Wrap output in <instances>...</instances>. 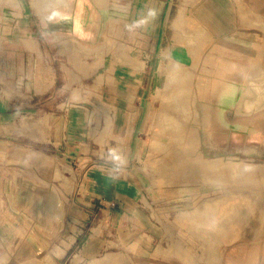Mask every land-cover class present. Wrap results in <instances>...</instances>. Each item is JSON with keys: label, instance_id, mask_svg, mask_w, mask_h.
I'll use <instances>...</instances> for the list:
<instances>
[{"label": "rangeland", "instance_id": "1", "mask_svg": "<svg viewBox=\"0 0 264 264\" xmlns=\"http://www.w3.org/2000/svg\"><path fill=\"white\" fill-rule=\"evenodd\" d=\"M96 1L0 0V79L9 84V77L13 71L19 74H24L26 70L41 72L51 61L45 46L48 40L51 42L55 40L56 47L60 48L62 50L60 52L65 55L60 60V66L65 71L59 80L62 86L58 94L64 101L61 106L73 105L81 113L84 111L86 117L84 135L75 143L77 147L72 148V151L84 154L89 149L92 150L96 157L91 164L107 161L116 164H134L153 194L166 198L173 197V240L167 239V243L173 244V262H190V264L217 262L218 257L231 243L236 242L244 245L252 242L257 248V253L252 252L253 261L257 264H264L262 262L264 256V176L262 173L264 159L249 155V152L264 154V145L258 143V140L264 141V135H258L259 138L255 136L247 138V135L253 131L263 133L262 129L257 128L262 124V128H264V106L247 107L245 109L250 111L258 110L248 114H239L244 118L260 116L261 125L260 123L252 125L250 131L248 128L230 127V132L233 128L242 130L243 138H241V144L237 149L245 155L217 156L203 153V143L212 147L208 143L209 138H205V134H208V131H214L210 126L209 119L211 117L209 115L211 116V113L208 112V107L210 109L213 104L217 105L221 101L234 103L233 100L237 102L241 98L264 101V77L258 79V91L255 92L242 85L239 75L229 74L224 79H218L220 76L218 71L210 75L209 71L203 70L200 66L186 68L173 63V45L193 46L199 52L219 53L226 49L215 42L206 29L203 30L204 32L197 31L198 28L195 27H198V24L187 26L180 21L173 20V0L172 4L166 5L164 9L163 6L162 8L161 5L158 6L154 0ZM126 9L129 11V15L125 23L122 16ZM149 14L153 15L152 20L150 23H145L144 19ZM258 29L264 35L263 19L258 20ZM58 30L63 33L56 32ZM261 40H263L262 37ZM97 44L102 46L98 49ZM128 45L131 48H128ZM256 50L259 54L264 52V43H259ZM218 60V58L215 59V61ZM57 61L54 60L55 63ZM250 65L251 60L243 59L244 67L249 68ZM54 66L58 68L57 65L54 64ZM127 67L133 71L137 78L143 71L144 75L142 76H145L144 80L147 83V91L143 96L147 99L150 113L143 114L142 124L140 123L136 128L133 141L123 140L122 136H116L118 134L116 132L111 136V139H107L103 149H100L93 142V135L100 136L101 132L106 133L110 126L115 132V126L112 127L106 122L111 116L110 107L107 105L109 91L108 89L102 90L104 89L102 85L107 83L118 91L120 82L115 79L112 73L115 70L124 72ZM73 71H76L77 74L74 75ZM182 71H186L188 75L185 78L175 76L173 85L170 84L168 76L174 72V74H180ZM174 85L180 88L172 90L174 94L165 104L162 95ZM38 93L42 94V91L34 92V94ZM7 96L10 97L9 94ZM25 98L29 97H21L23 105L17 108L18 116L26 113L24 112L26 109ZM39 98L40 96H37L33 100L34 109H38L31 111V113H36L33 116L40 121H38L39 124L35 123L37 127L28 129L27 141L20 137L12 140L18 143V147L10 140L13 148L19 149V152H25L26 142L28 145L37 146L43 144L42 138H49V135L44 134L43 126L44 124L50 126V123L42 118L49 113L44 109H39L41 104ZM52 99V97L46 98L44 103L50 102ZM203 101L208 102V106L207 104L204 106ZM221 107L224 109L222 116L232 121L233 106ZM49 115L51 117V114ZM206 116L207 123L202 122ZM208 122H210L209 125ZM203 123L206 124V127L205 124L203 126ZM18 124L28 127L24 121L19 120ZM9 130L25 129L14 128L9 124L0 128L1 132ZM246 140L252 141L250 143L254 142L250 146H255V148H248ZM81 142L88 146H82ZM153 142L156 148L154 150L151 149ZM170 142L174 147L170 145ZM155 143H159L157 144L158 148ZM165 145L168 147L166 148ZM171 147L175 150H172ZM152 155L156 158H152ZM161 157L164 158V161ZM147 158L152 159L154 164H150L151 162H148ZM171 158L177 161H173ZM10 159L18 163H28L30 164L28 169H33L32 166H34L35 172L39 173L41 177L47 176V173L41 172L35 163L24 157ZM157 159L158 163H156ZM3 160V151H1L0 161L3 162ZM175 164H179L178 167ZM174 166L176 167L174 168ZM209 166L210 168H207ZM9 168L6 171L13 176V181L17 182L18 180L19 182L25 179L26 168L24 171L15 169L12 171ZM203 172L208 176H205ZM29 173L33 172L29 171ZM174 175H178V178L176 177L177 182L173 183ZM160 178H164L163 180L166 182L163 184V188L157 184ZM157 180L158 182H156ZM84 184L83 180L80 187L82 193L85 192ZM62 186L69 195L73 194V180L67 184V190L70 192L66 191V185ZM169 188H173V193L165 191H168ZM174 190H180V192H174ZM1 195L0 188V197ZM226 201L228 202L225 203ZM1 202H3L2 199ZM223 203L226 205L224 206ZM227 205L233 206V210L225 214L224 221H218V223L215 221V223L210 220L216 214L218 215L219 208H222L219 206L224 208ZM0 210H5L4 206ZM205 218H209V220H205ZM15 227H18L17 230L20 231V226ZM204 228H207L208 233ZM251 231L257 233L250 235ZM2 248L0 264H22L24 261L36 264L38 262L36 257L31 255L23 262H10L14 256L8 254L6 246H2ZM60 251L58 250V253Z\"/></svg>", "mask_w": 264, "mask_h": 264}, {"label": "crops", "instance_id": "2", "mask_svg": "<svg viewBox=\"0 0 264 264\" xmlns=\"http://www.w3.org/2000/svg\"><path fill=\"white\" fill-rule=\"evenodd\" d=\"M154 1L163 9L172 4V0ZM128 15L126 9L122 16L125 23ZM152 17L151 14L145 17V23H150ZM174 19L187 26L198 24L197 31L206 29L213 40L226 49L219 53L199 52L193 46L173 45V63L186 68L200 66L210 75L218 71V79L236 74L241 76L242 85L251 91L258 90V79L264 77V52L259 54L256 50L259 43H264V35L258 29V20H264V0H173ZM45 50L52 62H48L41 72L26 70L19 74L13 71L9 84L0 79V128L9 124L25 129L0 131V152L3 151L4 156L3 162L0 161V208H5L0 210V258L2 246H6L8 254L14 256L10 262H23L31 255L36 257V264H190L173 262V244L167 243L168 238L173 240V197L153 194L134 164L108 161L91 164L96 157L92 150L84 154L72 151L84 135L85 112L81 113L73 105L61 106L64 101L58 94L62 86L59 80L65 71L60 60L65 55L56 47L55 40H48ZM216 58L219 60L215 61ZM243 59L251 60L249 68L243 66ZM54 60L58 61L55 63ZM73 74L77 72L73 71ZM112 75L120 82L118 91L107 83L102 85V90L109 91L107 105L111 116L106 122L115 126V132L110 126L109 130L105 127L106 133H100L103 136L93 135V142L100 149L116 132L123 140L133 141L143 114L150 113L143 96L147 91L143 71L138 78L129 67L124 72L115 70ZM36 90L42 94H34ZM22 96L29 98H25L26 113L18 116L17 108L23 105ZM37 96L41 101L39 109L51 114V117L49 114L42 116L52 125L43 126L50 128L49 138H42L43 144L37 146L26 142L25 152H19L11 141L18 137L27 141L28 129L37 127L28 124L27 120L36 119L33 116L36 113L31 111L38 109L33 105ZM51 97L50 102L44 103V99ZM233 101L217 104L233 106V119L240 113L258 110L250 111L245 109L247 107L264 106V101L256 99ZM23 119L28 127L18 124ZM215 138L218 140L215 148L203 143L204 154L245 155L237 149L243 138L242 130L232 129L230 137L220 135ZM13 143L18 147L17 142ZM81 145L88 146L84 142ZM249 155L264 159L263 153L249 152ZM13 157H24L35 163L47 176L41 177L34 166L28 169V163L9 160ZM8 167L12 171L26 168L25 179L13 181V176L6 171ZM70 180H73L74 190L69 195L62 185L70 192L67 190ZM83 180L85 192L82 193ZM15 226H20V231ZM255 233L251 231L250 235ZM58 250L61 251L58 253ZM256 251L252 242L244 245L233 242L217 262L206 264H257L252 256ZM22 264L29 263L24 261Z\"/></svg>", "mask_w": 264, "mask_h": 264}, {"label": "bare ground", "instance_id": "3", "mask_svg": "<svg viewBox=\"0 0 264 264\" xmlns=\"http://www.w3.org/2000/svg\"><path fill=\"white\" fill-rule=\"evenodd\" d=\"M64 1V0H63ZM84 1V0H83ZM96 1V0H95ZM60 2V1H59ZM96 2H98V1H96ZM55 3V2H54ZM65 3V2H64ZM76 3V2H75ZM86 3V2H85ZM63 4V3H62ZM98 5H99V3H98ZM54 6V5H53ZM96 6V5H95ZM65 7V6H64ZM68 7V6H67ZM100 7V6H99ZM69 8H70V4H69ZM68 8V9H69ZM54 9H56V8H54ZM50 10V9H49ZM103 12V11H102ZM49 15H50V12L48 13ZM99 14V13H98ZM97 39V38H96ZM84 40V39H83ZM82 40V41H83ZM90 41V40H89ZM103 43V42H102ZM98 45V44H97ZM96 46V45H95ZM102 46V45H101ZM100 46V44L98 45V49H99V47H101ZM91 47H93V46H91ZM131 48V46L129 45L128 46V48ZM96 48V47H95ZM101 51V50H100ZM101 54V53H100ZM102 55V54H101ZM175 73V72H174ZM171 74V75H169L168 76V80H169V83L171 84L172 83V85H173V80H174V78H175V76H181L182 78H185L188 74L186 73V71H182L180 74ZM217 84V83H216ZM220 86V85H219ZM174 87V88H173ZM173 87H170L169 89H167L168 91H165L164 92V94L162 95V99H163V101H164V103L165 104H167L168 102H169V99L172 97V95L174 94L173 92H172V90L173 89H178V88H180V87H177V86H173ZM221 87V86H220ZM166 88H168L167 86H166ZM215 88V87H214ZM215 90H217L216 88H215ZM214 90V91H215ZM213 91V90H212ZM220 91V90H219ZM258 91V90H257ZM258 93V92H257ZM212 95H213V92L211 93ZM217 94H218V92H217ZM216 94V95H217ZM209 97V96H208ZM210 97H211V95H210ZM213 97V96H212ZM215 99V98H214ZM209 100V99H208ZM210 101V100H209ZM212 101V100H211ZM204 102V106H205V104H207V103H205V101H203ZM209 104V103H208ZM208 104H207V106H208ZM206 106V107H207ZM210 106V105H209ZM205 107V108H206ZM204 107H203V105H202V109H203ZM207 109V108H206ZM206 109H205V111H206ZM207 110H209L208 112H210L211 113V116L209 115V117H211L209 120H210V122H211V128L212 129H214V131H208L209 133L207 134H205V138H209L208 140H209V142L208 143H210V145H212V147L213 148H215L214 146H215V144H216V142L218 141L216 138H215V136L216 137H218V136H220V135H225V136H231V132H230V127L231 126H233L234 128H248V130L250 131L252 128H251V126L252 125H258L259 123H260V125H261V117L259 116V117H252V118H244V117H238L237 119H233L232 121L231 120H229V118H224L223 116H222V113H223V111H224V109H222V107L221 106H217L216 104H213L212 105V107L209 109V107H208V109ZM226 110V109H225ZM207 112V113H208ZM225 113H227V112H225ZM224 114V113H223ZM207 115V116H208ZM228 115V114H227ZM207 116H206V118H204V120L202 121V122H204L205 120L206 121H208V119H207ZM225 116V115H224ZM28 120V124H33V125H35V123L37 124L38 123V119H33V120H31V119H27ZM23 121L25 122L26 120L25 119H23ZM201 121V120H200ZM205 121V123H207ZM210 122H208V125L210 124ZM201 123V122H200ZM205 123H203V126H204V124ZM39 124V123H38ZM201 126V125H200ZM202 127V126H201ZM205 127H206V124H205ZM232 127V128H233ZM257 127V126H256ZM263 127V124L260 126V127H258L257 129H262L263 130V133H258L257 131L256 132H251L250 134H248L247 135V138L248 139H250L252 136L254 137V136H258V135H264V128H262ZM233 128V129H234ZM211 129V130H212ZM166 132V131H165ZM167 133H168V131H167ZM44 134H46V136L47 135H49V127H45L44 128ZM161 134V133H160ZM235 137V136H234ZM237 137V136H236ZM222 139V138H221ZM238 140V139H237ZM250 142H252V141H248V140H246V144L248 145L247 147L248 148H255V146H250V145H252L253 143H250ZM258 143L259 144H261V145H264V141H259L258 140ZM156 144V143H155ZM157 144H159V143H157ZM156 144V147L158 148V146L159 145H157ZM257 144V143H256ZM163 145V144H162ZM169 145V144H168ZM168 145L166 146L165 145V147L167 148L168 147ZM170 145H172L173 146V144L170 142ZM169 145V146H170ZM209 145V144H208ZM152 146H153V148H151L152 150H154V149H156L155 148V146H154V142H153V144H152ZM174 147V146H173ZM163 148H164V146H163ZM170 148V147H169ZM177 148V147H176ZM244 148H246L245 146H244ZM160 149H161V147H160ZM171 149H172V147H171ZM174 149V148H173ZM172 149V150H173ZM247 149V148H246ZM175 150V149H174ZM177 150V149H176ZM217 150H218V148H217ZM168 151V150H167ZM178 151V150H177ZM162 152V151H161ZM166 152V151H165ZM156 153V152H155ZM152 154V153H151ZM158 154V153H157ZM156 154V155H157ZM162 154H164V153H162ZM161 154V155H162ZM167 154V153H166ZM165 154V155H166ZM170 154V153H169ZM169 154H167V155H169ZM172 155V154H171ZM148 157H150L151 158V156H148ZM150 158H147L148 159V162H151L150 164H154L151 160L152 159H150ZM152 158H156L154 155H152ZM146 159V160H147ZM161 159H162V157H161ZM164 159V158H163ZM162 159V160H163ZM172 159V158H171ZM166 160V159H165ZM173 161H175L174 159H172ZM179 160V159H178ZM157 161H159L158 159L156 160V163H158ZM164 161V160H163ZM168 161V160H167ZM172 161V162H173ZM177 161V160H176ZM166 162V161H165ZM167 163V162H166ZM169 163V162H168ZM176 163H179V162H176ZM199 164V163H198ZM175 165H177V164H175ZM179 165V164H178ZM178 165H177V167H178ZM195 166V165H194ZM176 166H174V168H175ZM207 168H210V166L209 167H207ZM159 169V168H158ZM192 169H194V168H192ZM177 170V169H176ZM206 170V169H205ZM207 172V171H206ZM164 173V172H163ZM262 173H263V176H264V167H263V171H262ZM174 174V173H173ZM203 174H204V172H203ZM210 174V173H209ZM160 175V174H159ZM205 176H208V174L206 175V174H204ZM204 175H203V177H204ZM211 175V174H210ZM210 175H209V177H210ZM212 175H213V173H212ZM175 176V175H174ZM173 176V177H174ZM178 176V175H177ZM177 176H175V178H173V183L174 182H177ZM161 178H162V176H160ZM177 177V178H176ZM201 177H202V175H201ZM213 177V176H212ZM160 178V181H159V183H157L158 184V186L160 187V188H163L164 187V183L166 184V182H164V178L163 179H161ZM205 178V177H204ZM204 178H203V180H204ZM207 179H210V178H208V177H206ZM215 178H216V176H215ZM218 178V177H217ZM264 178V177H263ZM262 178V179H263ZM189 179V178H188ZM197 179V178H196ZM200 179V178H199ZM213 179V178H212ZM161 180H163V181H161ZM211 180V179H210ZM216 180V179H215ZM200 181V180H199ZM202 181V180H201ZM212 181H214V180H212ZM156 182H158V180L156 181ZM217 182V181H216ZM168 183H169V181H168ZM158 187V188H159ZM159 188V189H160ZM166 192H170V193H173V188H169L168 189V191L167 190H165ZM174 192H180V190H174ZM238 201V200H237ZM240 201V200H239ZM238 201V202H239ZM228 201H226L225 203H227ZM232 202V204H233V201H231ZM230 202V203H231ZM244 202V201H243ZM235 203V202H234ZM237 203V202H236ZM241 203H242V201H241ZM244 204H245V202H244ZM223 205H224V203H223ZM226 205V204H225ZM224 205V206H225ZM237 205H240V204H237ZM243 204H241L240 206H242ZM1 206H3V202H1ZM219 207H222V208H219ZM218 208L220 209L219 210V213H218V215L216 214V216L215 217H212V218H210V220L211 221H217V223H218V221H224V216H225V214H227L228 212H231L232 210H233V206H228L227 205V207H224L223 208V206H219ZM235 207V206H234ZM218 208H217V210H218ZM243 208H244V206H243ZM235 209V208H234ZM247 209V208H246ZM245 209V210H246ZM242 210H244V209H242ZM236 212V211H235ZM238 212V211H237ZM242 213V212H241ZM240 213V214H241ZM239 214V213H238ZM244 214V213H243ZM242 215V214H241ZM244 216V215H243ZM203 217V216H202ZM227 217V216H226ZM257 218V217H256ZM200 219V218H199ZM228 219V218H227ZM254 219V218H253ZM201 220V219H200ZM199 220V221H200ZM205 220H209V218L207 219V218H205ZM202 222H203V218H202ZM212 223V222H211ZM216 223V222H215ZM220 223V222H219ZM225 223H226V220H225ZM205 224H206V222H205ZM213 224V223H212ZM203 225V224H202ZM216 225V224H215ZM217 226V225H216ZM193 227V226H192ZM211 227V226H210ZM215 227V226H214ZM213 227V228H214ZM202 228V227H201ZM205 229V231H206V229L207 228H204ZM203 229V230H204ZM198 230H202V229H198ZM202 232V231H201ZM200 232V233H201ZM207 232V231H206ZM202 233H204V232H202ZM208 233V232H207ZM206 234V233H205ZM206 236V235H205ZM208 236V235H207ZM204 237V236H203ZM207 239V238H206ZM211 253V252H210Z\"/></svg>", "mask_w": 264, "mask_h": 264}]
</instances>
